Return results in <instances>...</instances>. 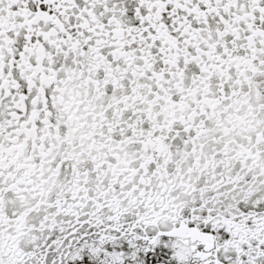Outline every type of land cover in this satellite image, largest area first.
I'll list each match as a JSON object with an SVG mask.
<instances>
[{
    "label": "snow or ice",
    "instance_id": "1",
    "mask_svg": "<svg viewBox=\"0 0 264 264\" xmlns=\"http://www.w3.org/2000/svg\"><path fill=\"white\" fill-rule=\"evenodd\" d=\"M0 264H264V0H0Z\"/></svg>",
    "mask_w": 264,
    "mask_h": 264
}]
</instances>
